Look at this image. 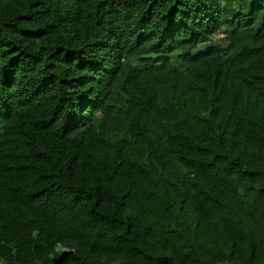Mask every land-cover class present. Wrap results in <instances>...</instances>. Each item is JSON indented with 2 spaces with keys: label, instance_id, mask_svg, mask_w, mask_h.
<instances>
[{
  "label": "trees",
  "instance_id": "trees-1",
  "mask_svg": "<svg viewBox=\"0 0 264 264\" xmlns=\"http://www.w3.org/2000/svg\"><path fill=\"white\" fill-rule=\"evenodd\" d=\"M0 264H264V0H0Z\"/></svg>",
  "mask_w": 264,
  "mask_h": 264
}]
</instances>
